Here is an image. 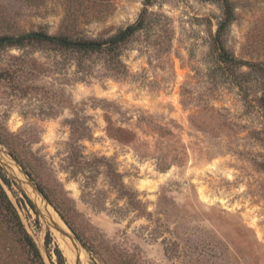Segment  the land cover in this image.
Wrapping results in <instances>:
<instances>
[{
	"label": "rangeland",
	"instance_id": "obj_1",
	"mask_svg": "<svg viewBox=\"0 0 264 264\" xmlns=\"http://www.w3.org/2000/svg\"><path fill=\"white\" fill-rule=\"evenodd\" d=\"M230 1L225 49L253 66L219 61L213 0H151L120 71L102 54L0 45V146L20 174L0 170L35 204L17 208L45 264L56 247L63 264H264V0ZM144 7L0 0V37L103 39ZM0 264H38L1 218Z\"/></svg>",
	"mask_w": 264,
	"mask_h": 264
},
{
	"label": "trees",
	"instance_id": "obj_2",
	"mask_svg": "<svg viewBox=\"0 0 264 264\" xmlns=\"http://www.w3.org/2000/svg\"><path fill=\"white\" fill-rule=\"evenodd\" d=\"M213 1L218 2L222 9V15L220 21L217 24L218 26L216 33L213 37V47L217 51L219 61H221L225 66L228 67L242 66L244 64H247V62H243L227 52L222 39L228 25L234 20V7L232 2L230 0ZM149 4H151V0H145V7L142 9L136 21L120 29L118 32L107 38H71L65 35H49L46 32L39 30L23 33L16 37L1 36L0 38L2 39H11L0 42V45L48 46L56 50H71L83 55L102 54L104 56L105 64L110 70L116 69V71H120L121 67L124 66L123 62L120 59V48L129 41L133 34H135L138 30L146 27L148 23L147 5ZM247 65L253 66L254 64ZM3 75L5 74H2V72H0V78L3 77ZM257 101L262 107L264 113V96L262 95L258 97ZM38 185V188L43 193V188L40 184ZM5 186L13 191L11 181L9 180L7 175L2 170H0V218L6 223L11 231L15 235H17L19 241L27 247L30 254H32L33 257L37 259L38 264H45L39 248L33 241L32 237L29 235V233L26 231L17 208V206L23 207V205L26 203L31 209L36 211L33 202L25 194L23 195L25 201L14 194L16 199L14 202L10 198ZM58 213L62 220L66 223V225L76 233V235L82 242V245L91 250L92 246L89 242H87L85 238H83L84 236H81L72 226V224L60 212ZM87 237L90 238L89 236ZM55 253L58 258V263L63 264V256L57 247L55 248Z\"/></svg>",
	"mask_w": 264,
	"mask_h": 264
},
{
	"label": "bare ground",
	"instance_id": "obj_3",
	"mask_svg": "<svg viewBox=\"0 0 264 264\" xmlns=\"http://www.w3.org/2000/svg\"><path fill=\"white\" fill-rule=\"evenodd\" d=\"M0 160L1 161H3V162H10V164L12 165H10L11 167H12V169H13V171L17 174V175H19L20 174V171H19V169H18V167H16L15 165H13L12 163H11V160H10V157L8 156V154L6 153V152H4V150H2V151H0ZM6 185V184H5ZM14 185V184H13ZM13 190H14V188H13ZM16 190V189H15ZM27 192H28V194H29V196L30 197H32L36 202H37V204H40V205H44V202H43V200H42V198L34 191V190H32L31 188H30V186H27V190H26ZM30 191L33 193V196L30 194ZM9 192H10V194L12 195V197L14 198V195H13V192L11 191V190H9ZM15 194V193H14ZM29 198V197H28ZM30 199V198H29ZM16 200V199H15ZM31 200V199H30ZM32 201V200H31ZM53 217L54 218H56V219H58V217L57 216H55L54 214H53ZM59 233V232H58ZM70 242V241H69ZM67 247V246H66ZM70 247L68 246V249H69ZM64 251H65V248H64ZM67 253H68V256L70 257L69 259H72L73 258V256H74V253H77L78 254V256H79V258H81V259H83V260H86V255H85V253H84V251L83 250H81V249H78V248H76L75 247V249L73 248V247H71L70 248V250H68V251H66ZM68 259V258H67ZM89 261V260H88ZM87 264H90V263H87Z\"/></svg>",
	"mask_w": 264,
	"mask_h": 264
},
{
	"label": "water",
	"instance_id": "obj_4",
	"mask_svg": "<svg viewBox=\"0 0 264 264\" xmlns=\"http://www.w3.org/2000/svg\"><path fill=\"white\" fill-rule=\"evenodd\" d=\"M14 37H16V36H14ZM9 39H11V38H7V39H2V38H0V42H2V41H4V40H9ZM2 150H4V148L3 147H1L0 146V151H2ZM4 152H5V150H4ZM23 172V171H22ZM25 174V173H24ZM26 176H27V174H25ZM28 180L31 182V180L28 178ZM33 184V183H32ZM33 187H34V189L36 190V192H38L40 195H43L42 194V192L40 191V189L38 188V186L37 185H32ZM28 197V196H27ZM45 198V197H44ZM34 204V203H33ZM34 206H35V204H34ZM65 224V223H64ZM78 255V254H77ZM90 264H96V263H94V262H90Z\"/></svg>",
	"mask_w": 264,
	"mask_h": 264
}]
</instances>
